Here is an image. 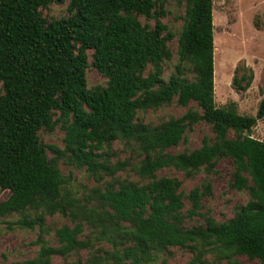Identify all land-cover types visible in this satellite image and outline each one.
<instances>
[{
	"label": "trees",
	"instance_id": "obj_1",
	"mask_svg": "<svg viewBox=\"0 0 264 264\" xmlns=\"http://www.w3.org/2000/svg\"><path fill=\"white\" fill-rule=\"evenodd\" d=\"M170 2L177 30L163 21ZM65 3L66 17L43 16ZM212 10V0H0V192H8L0 220L18 214L21 225L40 232L46 217L71 223L55 230L56 246L40 236L24 264H53L54 257L165 264L171 248L187 250L188 264H242L238 256L264 264V141L250 134L264 118V97L254 116L240 115L234 102L216 106ZM90 67L105 85L87 86ZM252 80L241 66L231 84L242 93ZM172 103L188 109L156 124L139 117ZM200 122L212 136L195 150L168 152ZM57 127L63 147L48 158L38 133ZM115 142L129 157L112 161ZM61 159L97 182L110 180L82 203L68 189ZM224 159L232 165L229 188L249 196L225 222L201 212L208 182L183 194L176 178L158 176L169 168L212 174ZM127 169L136 181L116 176ZM196 217L203 223L185 225Z\"/></svg>",
	"mask_w": 264,
	"mask_h": 264
},
{
	"label": "rangeland",
	"instance_id": "obj_2",
	"mask_svg": "<svg viewBox=\"0 0 264 264\" xmlns=\"http://www.w3.org/2000/svg\"><path fill=\"white\" fill-rule=\"evenodd\" d=\"M213 10V67H214V100L217 107H224L229 102H234L240 115L254 116L258 104L264 97V0H212ZM169 11L163 19L172 29L177 30L179 22L176 20L178 10L172 2L168 3ZM66 3L52 5L43 11L47 19H60L67 16ZM174 51L175 42L170 45ZM90 62V60H89ZM245 66L253 72V80L250 88L245 92H235L231 81L236 68ZM171 71V63L164 65V77L167 78ZM87 86L89 88L105 85V78L99 72L90 67L87 71ZM189 107H195L193 103ZM188 107H178L175 103L167 105L158 110H149L140 114L144 122L152 124L159 123L170 117L181 116ZM251 136L257 140L264 141V118L259 120L251 130ZM41 143L46 148L48 158L53 156L52 148L63 147L64 133L57 127L52 132L39 131ZM212 136L210 126L200 122L187 130L184 139L174 149L168 152L176 153L192 151L201 145L202 137ZM230 137L233 133L230 132ZM114 152L112 161L124 160L129 154L124 151L120 143H113L111 147ZM58 167L69 184L68 189L85 203L93 193V190L103 187V181L97 182L87 176L84 169H78L65 164L63 159L58 161ZM215 173L205 174L198 172L193 177H187L182 172L172 168L158 172V176L176 178L181 182L180 190L187 194L192 188L203 182H208L211 187V196L206 197L202 204L201 212H208L217 222H225L234 216L236 208L244 205L248 199L247 191H235L229 188L231 180L232 165L229 160H220L214 167ZM120 179L128 178L136 181L137 178L130 170L119 172L116 175ZM8 197V192H0V202ZM185 207L188 202L185 201ZM21 217L12 214L0 220V264H24L36 255L39 247V238H43L49 245L56 246L55 230L62 225H71L67 218L60 215L46 217L43 222L44 232H40L38 226L28 228L20 224ZM203 223L202 217L187 219L186 226H194ZM88 234L85 230L84 235ZM171 254L166 255L165 264H188L191 254L187 250L171 248ZM84 259L85 253L80 252ZM72 258H70L71 260ZM211 259V257H210ZM242 264H258L257 261L250 262L245 257L235 258ZM53 264H62L63 259L54 257ZM155 264H163L158 262Z\"/></svg>",
	"mask_w": 264,
	"mask_h": 264
}]
</instances>
